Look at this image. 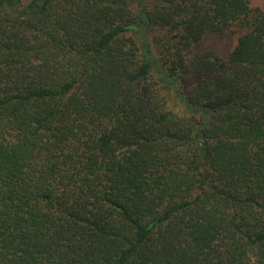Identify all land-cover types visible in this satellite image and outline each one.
<instances>
[{
  "label": "trees",
  "instance_id": "trees-1",
  "mask_svg": "<svg viewBox=\"0 0 264 264\" xmlns=\"http://www.w3.org/2000/svg\"><path fill=\"white\" fill-rule=\"evenodd\" d=\"M0 264H264V4L0 0Z\"/></svg>",
  "mask_w": 264,
  "mask_h": 264
},
{
  "label": "rangeland",
  "instance_id": "rangeland-1",
  "mask_svg": "<svg viewBox=\"0 0 264 264\" xmlns=\"http://www.w3.org/2000/svg\"><path fill=\"white\" fill-rule=\"evenodd\" d=\"M253 4L262 6L264 4V0H252ZM232 44L231 39H219L213 35L203 38L200 41V47L206 48H215L220 51H226L228 47Z\"/></svg>",
  "mask_w": 264,
  "mask_h": 264
}]
</instances>
